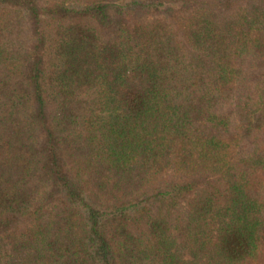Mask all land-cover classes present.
<instances>
[{"label":"trees","instance_id":"1","mask_svg":"<svg viewBox=\"0 0 264 264\" xmlns=\"http://www.w3.org/2000/svg\"><path fill=\"white\" fill-rule=\"evenodd\" d=\"M262 74L264 0H0V264L264 251Z\"/></svg>","mask_w":264,"mask_h":264},{"label":"rangeland","instance_id":"2","mask_svg":"<svg viewBox=\"0 0 264 264\" xmlns=\"http://www.w3.org/2000/svg\"><path fill=\"white\" fill-rule=\"evenodd\" d=\"M237 81L241 84L260 86L264 87V74L250 77L241 75L237 78ZM229 110V101L225 105V108H221L217 113V118L207 121L201 127V134L208 137L219 140V145L221 148L226 150L232 147L231 138L234 134L233 125L228 122L224 116H227ZM262 177L263 184L260 196V205L264 212V165L262 166ZM246 264H264V251H255L253 255L247 260Z\"/></svg>","mask_w":264,"mask_h":264}]
</instances>
